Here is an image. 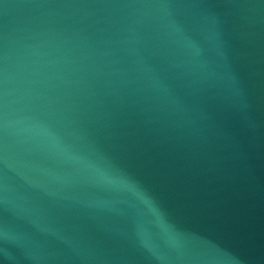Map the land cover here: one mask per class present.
Instances as JSON below:
<instances>
[{"label":"water","instance_id":"water-1","mask_svg":"<svg viewBox=\"0 0 264 264\" xmlns=\"http://www.w3.org/2000/svg\"><path fill=\"white\" fill-rule=\"evenodd\" d=\"M0 264H264V0H0Z\"/></svg>","mask_w":264,"mask_h":264}]
</instances>
